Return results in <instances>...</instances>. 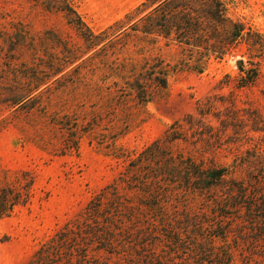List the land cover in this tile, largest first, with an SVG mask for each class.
Here are the masks:
<instances>
[{"label": "rangeland", "instance_id": "obj_1", "mask_svg": "<svg viewBox=\"0 0 264 264\" xmlns=\"http://www.w3.org/2000/svg\"><path fill=\"white\" fill-rule=\"evenodd\" d=\"M67 1L98 33L144 0ZM194 1L199 11V0ZM219 1L227 17L243 26L244 36L233 40L220 32L205 37L232 46L201 74L172 72L168 89L154 102L140 107L130 101L124 109L111 111L106 94L115 87L102 74V61L88 60L89 54L63 68L60 83L55 78L61 75L50 80L52 88L41 100L44 107L25 113L5 99L17 78L26 73L41 76L47 65L64 61L58 41L72 48L83 45L64 14L47 9L42 0H0V181L4 173L11 181L20 171L34 177L29 203L0 220V264H28L45 240L168 133L169 138L183 137L168 143L167 151L175 155L206 166L236 168L244 177L264 170L260 164H241L255 159L257 148L264 152V0ZM152 38L151 55L175 68L184 53L167 46L168 38L160 33ZM239 62L242 65L237 66ZM239 67L258 70L253 85L239 87ZM77 79L78 87L57 90ZM67 112L71 118L63 116ZM91 121L94 128L88 125ZM62 124L77 128L76 150L66 148L72 142ZM252 237L245 234L237 252L252 251L258 255L253 264H264V240L251 244ZM110 262L114 264L113 259Z\"/></svg>", "mask_w": 264, "mask_h": 264}, {"label": "trees", "instance_id": "obj_2", "mask_svg": "<svg viewBox=\"0 0 264 264\" xmlns=\"http://www.w3.org/2000/svg\"><path fill=\"white\" fill-rule=\"evenodd\" d=\"M42 1L47 9L64 14L83 49L58 41L64 61L47 65L41 76L26 73L17 78L5 99L25 113L44 107L41 100L52 88L50 80L85 55L104 64L102 74L115 87L106 94L114 111L124 109L130 101L140 107L154 102L168 89L172 72L201 74L211 60L221 61L232 45L205 37L219 36L220 32L233 40L244 36L243 26L227 17L219 0H199V11L194 9V0H144L98 33L67 0ZM156 33L168 38L167 46L174 45L184 53L175 68L151 55ZM238 69L239 87L255 83L256 68ZM60 79L63 75L55 78V83ZM79 80L57 90L63 93L69 87L76 88ZM43 111L48 115L49 111ZM62 125L72 142L66 148L76 150L77 128ZM88 125L95 126L93 121ZM178 131L183 136L181 128ZM168 136L136 156L135 165L45 240L28 264H111V259L114 264H253L258 255L238 253L237 246L245 234L253 235L251 244L264 240V170L244 177L236 168L206 166L195 158L168 152V143L183 139ZM241 164L264 167L263 150L257 148L255 159ZM4 174L0 220L29 203L34 185L29 171L15 173L11 181Z\"/></svg>", "mask_w": 264, "mask_h": 264}, {"label": "water", "instance_id": "obj_3", "mask_svg": "<svg viewBox=\"0 0 264 264\" xmlns=\"http://www.w3.org/2000/svg\"><path fill=\"white\" fill-rule=\"evenodd\" d=\"M240 65H242V62L237 63V66H240Z\"/></svg>", "mask_w": 264, "mask_h": 264}]
</instances>
